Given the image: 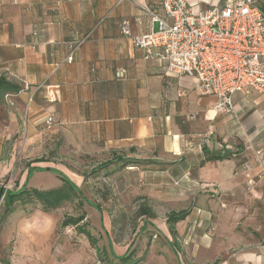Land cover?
Wrapping results in <instances>:
<instances>
[{"label":"crops","instance_id":"0c3cea01","mask_svg":"<svg viewBox=\"0 0 264 264\" xmlns=\"http://www.w3.org/2000/svg\"><path fill=\"white\" fill-rule=\"evenodd\" d=\"M185 1L196 14L210 8H201L205 0ZM159 2L0 0V78L20 87L0 105L5 99L15 103L7 130L34 133L36 141L64 140L98 166L112 163L108 170L118 187L135 191L130 184L136 181L150 212L164 209L160 230L187 261L264 264V242L245 241L240 251L224 254L208 234L187 241L191 230L210 225L212 212H229L226 199L263 183V127L254 132L250 124L257 128L264 121V94L237 93L232 102L238 115L219 114L217 99L200 97L193 79L145 60L120 24L128 22L133 36L148 33L150 16L143 9L159 12ZM87 35L66 63L75 42ZM49 115L56 122L47 128ZM215 155L226 158L206 160ZM54 165L46 158L30 167ZM182 211L189 214L174 226L171 239L166 218Z\"/></svg>","mask_w":264,"mask_h":264},{"label":"rangeland","instance_id":"374dc122","mask_svg":"<svg viewBox=\"0 0 264 264\" xmlns=\"http://www.w3.org/2000/svg\"><path fill=\"white\" fill-rule=\"evenodd\" d=\"M218 2L205 0L201 8L216 7ZM6 100L0 106V187L15 191L25 183L27 189L46 192L60 188L61 177H65L80 190L81 197L49 213H43L37 202H31L16 204L9 214L4 213L0 199V264H103L107 259L117 262L116 257L125 255H131L138 264H215L187 261L175 253L160 230L164 209L155 206L153 218L140 216L139 207H148L149 202L138 196L140 190L136 193V181L130 184L135 191L118 187L114 171L106 172L109 166L106 170L99 169L96 159L81 157L77 151L68 149L64 140L57 142L44 137L36 141L34 133L16 129L8 132L7 112L14 111L15 103ZM252 101L250 107L254 105ZM227 115L238 114L233 110ZM250 127L254 132L263 127L264 132V121L257 128L252 124ZM46 158L55 165L48 170L33 169L28 176V165L34 164L35 159ZM226 201L230 203L229 212L223 215L212 212L209 226L202 225L200 230L190 232L187 227L186 233H191L188 243L196 242L200 234H208L217 243L216 249L232 254L244 248L245 241L264 242V181L256 188L238 191ZM66 218L81 219L79 227L62 226ZM83 230L90 233L98 252Z\"/></svg>","mask_w":264,"mask_h":264},{"label":"built area","instance_id":"2783aa9c","mask_svg":"<svg viewBox=\"0 0 264 264\" xmlns=\"http://www.w3.org/2000/svg\"><path fill=\"white\" fill-rule=\"evenodd\" d=\"M125 1L115 0V5ZM218 1L221 6L195 15L185 0H160L163 16L158 10L143 9L150 16L148 33L133 36L126 21L120 24V32L132 39L145 60L164 64L170 75L193 79L200 97H215L216 113L230 114L235 94H264V13L256 0ZM87 40L88 35L75 42L66 63ZM122 76L123 71L116 73ZM55 122L49 115L44 123L50 128Z\"/></svg>","mask_w":264,"mask_h":264},{"label":"trees","instance_id":"16d2710c","mask_svg":"<svg viewBox=\"0 0 264 264\" xmlns=\"http://www.w3.org/2000/svg\"><path fill=\"white\" fill-rule=\"evenodd\" d=\"M257 4L264 13V0H259V3ZM19 91H20L19 86L12 84L11 82L7 81L4 78H0V105L2 104L3 97L6 94H10V93L15 94L18 93ZM225 158L226 156L215 155V156L206 157V160H221ZM40 162H42V159L33 160L34 164ZM111 164L112 163H106L100 165L99 169L106 170L107 167L110 166ZM33 169L40 170V168H31L30 165H28L27 167L28 176L30 174V171H32ZM44 169L48 170L49 168H44ZM106 172L110 173L111 171L109 170ZM61 178L63 185L60 188L52 189L46 192H40L35 189H27L25 183L15 191L2 189L0 187V199L2 200L4 213L5 214L11 213L16 204H26L31 202H37L41 206V211L43 213H49L51 211L58 209L63 203L71 202L72 200L78 198L79 196L81 197L80 190L73 183H71L70 180H67L65 177H61ZM139 214L140 216L146 218H153V214L150 212V209L145 206L139 207ZM188 214H189L188 211L168 214L166 218V225L168 227V232L171 236L175 235L174 226L178 222L183 221L188 216ZM80 221L81 219L66 218L62 221L61 225L64 227L72 225L78 228ZM82 232L85 235V237L88 239L90 244L94 247L96 252H98V249L95 246L90 233L86 230H83ZM113 256H115L114 252H113ZM116 259L117 262L107 259L103 264H138L139 263L137 260H132L131 255L116 257Z\"/></svg>","mask_w":264,"mask_h":264}]
</instances>
